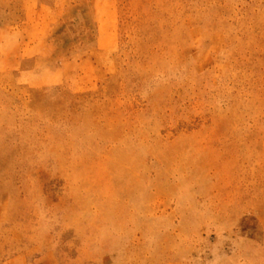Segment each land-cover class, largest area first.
<instances>
[{
    "label": "rangeland",
    "instance_id": "rangeland-1",
    "mask_svg": "<svg viewBox=\"0 0 264 264\" xmlns=\"http://www.w3.org/2000/svg\"><path fill=\"white\" fill-rule=\"evenodd\" d=\"M0 264H264V0H0Z\"/></svg>",
    "mask_w": 264,
    "mask_h": 264
}]
</instances>
